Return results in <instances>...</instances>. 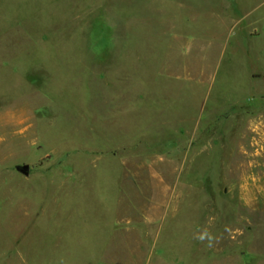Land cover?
<instances>
[{
    "label": "rangeland",
    "instance_id": "1",
    "mask_svg": "<svg viewBox=\"0 0 264 264\" xmlns=\"http://www.w3.org/2000/svg\"><path fill=\"white\" fill-rule=\"evenodd\" d=\"M263 3L0 0V264H264Z\"/></svg>",
    "mask_w": 264,
    "mask_h": 264
},
{
    "label": "water",
    "instance_id": "2",
    "mask_svg": "<svg viewBox=\"0 0 264 264\" xmlns=\"http://www.w3.org/2000/svg\"><path fill=\"white\" fill-rule=\"evenodd\" d=\"M17 169H18V171L23 173L25 176H29L30 175V167L28 165L19 166Z\"/></svg>",
    "mask_w": 264,
    "mask_h": 264
},
{
    "label": "clouds",
    "instance_id": "3",
    "mask_svg": "<svg viewBox=\"0 0 264 264\" xmlns=\"http://www.w3.org/2000/svg\"><path fill=\"white\" fill-rule=\"evenodd\" d=\"M200 239H202V240H203V239H204V236H201V237H200Z\"/></svg>",
    "mask_w": 264,
    "mask_h": 264
},
{
    "label": "crops",
    "instance_id": "4",
    "mask_svg": "<svg viewBox=\"0 0 264 264\" xmlns=\"http://www.w3.org/2000/svg\"><path fill=\"white\" fill-rule=\"evenodd\" d=\"M263 6H264V3H263Z\"/></svg>",
    "mask_w": 264,
    "mask_h": 264
}]
</instances>
